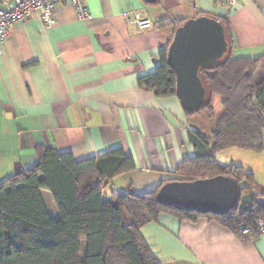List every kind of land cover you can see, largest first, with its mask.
<instances>
[{
  "label": "crops",
  "instance_id": "obj_1",
  "mask_svg": "<svg viewBox=\"0 0 264 264\" xmlns=\"http://www.w3.org/2000/svg\"><path fill=\"white\" fill-rule=\"evenodd\" d=\"M9 2L0 0V6ZM85 4L86 20H77L61 0L51 29L36 13L0 44V182L33 166L39 148L70 153L75 161L121 148L135 169L115 178L105 196L133 193L137 179L153 189L193 158L189 132L210 136L222 109L217 107L214 118L186 116L176 97L159 99L138 85L155 71L171 34L170 26L159 27L163 19H190L198 12L224 17L232 28L234 57L264 52V0ZM126 11H141L152 26L138 31L123 18ZM42 197L56 217L49 192ZM140 234L161 264H264V234L246 243L206 218L192 222L160 214Z\"/></svg>",
  "mask_w": 264,
  "mask_h": 264
},
{
  "label": "trees",
  "instance_id": "obj_2",
  "mask_svg": "<svg viewBox=\"0 0 264 264\" xmlns=\"http://www.w3.org/2000/svg\"><path fill=\"white\" fill-rule=\"evenodd\" d=\"M199 16L222 24L229 51L212 67L198 71L206 90L205 102L195 112H185L186 116L207 112L214 118L215 98L220 99L222 114L210 136L189 132L194 157L142 195L111 192L105 196L115 178L135 169L132 157L121 148L83 161L51 148L37 149L33 166L0 182V264H161L140 234L160 214L192 222L199 218L216 221L246 243L259 238L257 223L264 219V191L252 172L217 155L231 148L264 153V52L256 58L234 57L228 19L203 12L195 18ZM186 20L159 21V27H171V34L155 71L138 80L156 98L176 97L166 51L175 29ZM216 176L241 185L235 207L225 215L178 211L156 200L164 183ZM42 191L49 192L56 217L49 214ZM243 229L249 235H239Z\"/></svg>",
  "mask_w": 264,
  "mask_h": 264
},
{
  "label": "water",
  "instance_id": "obj_3",
  "mask_svg": "<svg viewBox=\"0 0 264 264\" xmlns=\"http://www.w3.org/2000/svg\"><path fill=\"white\" fill-rule=\"evenodd\" d=\"M228 51L224 28L214 18H190L175 29L166 61L174 74L176 97L184 112L193 113L205 102L206 90L198 76L199 69L212 67ZM240 189L239 183L226 176L171 181L158 189L156 200L178 211L222 216L235 207Z\"/></svg>",
  "mask_w": 264,
  "mask_h": 264
},
{
  "label": "built area",
  "instance_id": "obj_4",
  "mask_svg": "<svg viewBox=\"0 0 264 264\" xmlns=\"http://www.w3.org/2000/svg\"><path fill=\"white\" fill-rule=\"evenodd\" d=\"M61 0H10L6 8L0 6V44L9 36L15 25L24 24L37 13L46 29H51L55 24L54 8ZM72 7L76 19L83 21L89 18V11L85 0H67ZM217 3L223 0H213ZM123 18L134 25L138 31L149 29L152 22L141 11H126ZM260 234H264V219L257 223ZM249 235L248 229H243L239 234Z\"/></svg>",
  "mask_w": 264,
  "mask_h": 264
},
{
  "label": "rangeland",
  "instance_id": "obj_5",
  "mask_svg": "<svg viewBox=\"0 0 264 264\" xmlns=\"http://www.w3.org/2000/svg\"><path fill=\"white\" fill-rule=\"evenodd\" d=\"M215 99H218V103L217 102L213 103L214 108L216 110L217 107L220 106L221 104H220L219 98H215ZM198 115L199 116L201 115L209 116L207 112L198 114ZM194 116H197V115H194ZM206 120L209 121L210 119H206ZM217 157L229 164H235V165L242 166L246 172H252L256 182L260 184L261 190L264 191V153L258 154L254 152L244 151V150L237 149V148H231V149H228V150H225L219 153ZM137 180L140 182L137 183L136 186L133 188V194L142 195L143 193L152 189V187H148L147 185H145L147 184L145 180L144 181H141L139 179ZM139 184L144 185V186L138 187ZM107 191L109 190L107 189ZM53 209L55 211V216H56L55 205H53Z\"/></svg>",
  "mask_w": 264,
  "mask_h": 264
}]
</instances>
